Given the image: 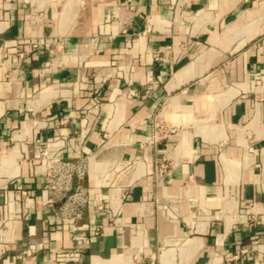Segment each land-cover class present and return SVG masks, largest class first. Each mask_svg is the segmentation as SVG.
Masks as SVG:
<instances>
[{
	"label": "crops",
	"instance_id": "crops-1",
	"mask_svg": "<svg viewBox=\"0 0 264 264\" xmlns=\"http://www.w3.org/2000/svg\"><path fill=\"white\" fill-rule=\"evenodd\" d=\"M75 236V264H264V0H0V264Z\"/></svg>",
	"mask_w": 264,
	"mask_h": 264
},
{
	"label": "built area",
	"instance_id": "built-area-1",
	"mask_svg": "<svg viewBox=\"0 0 264 264\" xmlns=\"http://www.w3.org/2000/svg\"><path fill=\"white\" fill-rule=\"evenodd\" d=\"M38 44L33 43L31 44L30 49L23 48L22 50L18 51L15 54L14 62L19 64V62L26 57V55L33 49H36ZM154 137L151 140L154 141ZM85 173V165L82 160L78 163L73 164L63 158H56L54 160V165L51 167V175L53 178H57L58 180L63 178L66 181H70L74 176L78 179L82 178ZM84 198V194L81 190L75 192L74 195L68 196L67 201L63 204L60 208V215L66 220L73 221L74 218L80 215V204L81 200ZM75 246L72 250L58 253L54 255L49 264H75L79 262L83 249L85 247L86 239L82 236H75L74 237Z\"/></svg>",
	"mask_w": 264,
	"mask_h": 264
}]
</instances>
